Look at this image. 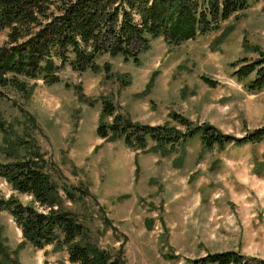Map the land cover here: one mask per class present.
<instances>
[{
    "label": "rangeland",
    "instance_id": "rangeland-1",
    "mask_svg": "<svg viewBox=\"0 0 264 264\" xmlns=\"http://www.w3.org/2000/svg\"><path fill=\"white\" fill-rule=\"evenodd\" d=\"M149 45L137 64L102 55L96 71L64 66L52 84L18 78L23 87L0 85V162L34 157L57 187L60 206L82 223L79 241L112 259L191 264L233 250L247 264H263L264 137L207 150L194 136L174 147L148 142L138 151L95 129L110 121L100 114L102 101L152 126L179 128L173 113L234 137L264 125V88L250 91L230 66L264 53V0H249L216 30ZM0 198L31 204L1 178ZM0 264L70 263L63 249L33 247L1 210Z\"/></svg>",
    "mask_w": 264,
    "mask_h": 264
},
{
    "label": "trees",
    "instance_id": "trees-1",
    "mask_svg": "<svg viewBox=\"0 0 264 264\" xmlns=\"http://www.w3.org/2000/svg\"><path fill=\"white\" fill-rule=\"evenodd\" d=\"M249 0H0V85L23 87V79H40L45 84L58 81L64 66L82 72L96 71V59L102 55L121 56L138 63V55L155 38L166 45H176L219 28L222 21L241 11ZM231 74L246 79L250 91L264 88V53L245 56L230 63ZM104 70L108 71L106 63ZM207 84L211 80L203 77ZM100 114L110 121L100 122L96 135L103 139L119 137L125 146L143 151L148 142L174 147L196 136L204 149H222L260 142L264 125L241 137L220 132L210 124L193 125L173 113L179 128L132 122L114 112L108 101L101 102ZM0 131L4 126L0 121ZM0 178L16 192L28 195L31 204L14 198L1 199L0 211H7L22 238L33 247L63 249L70 264H125L97 247L81 243L82 223L60 206L55 184L34 157L0 162ZM245 257L233 250L207 253L191 264H247ZM264 264V263H263Z\"/></svg>",
    "mask_w": 264,
    "mask_h": 264
}]
</instances>
